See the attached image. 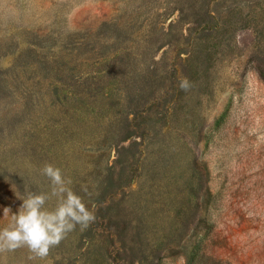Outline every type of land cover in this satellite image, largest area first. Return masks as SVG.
<instances>
[{"label": "rangeland", "instance_id": "1", "mask_svg": "<svg viewBox=\"0 0 264 264\" xmlns=\"http://www.w3.org/2000/svg\"><path fill=\"white\" fill-rule=\"evenodd\" d=\"M45 164L95 221L0 264H264V0H0V229Z\"/></svg>", "mask_w": 264, "mask_h": 264}, {"label": "clouds", "instance_id": "2", "mask_svg": "<svg viewBox=\"0 0 264 264\" xmlns=\"http://www.w3.org/2000/svg\"><path fill=\"white\" fill-rule=\"evenodd\" d=\"M179 87L189 91L192 87L187 78H181ZM41 174L50 180V192L37 194L27 192L18 213L10 207L3 209V216L12 213V223L0 229V253L13 252L26 247L31 258H46L50 249L59 246L77 226L86 230L95 221L94 213L84 203L81 196L68 187L62 171L52 164H45ZM83 191L87 192L84 188ZM55 198V207L46 209V203ZM177 264H185L184 257L177 258Z\"/></svg>", "mask_w": 264, "mask_h": 264}]
</instances>
